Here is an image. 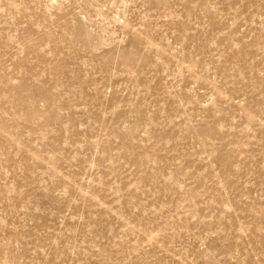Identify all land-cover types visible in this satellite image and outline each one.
Instances as JSON below:
<instances>
[{"label": "rangeland", "instance_id": "obj_1", "mask_svg": "<svg viewBox=\"0 0 264 264\" xmlns=\"http://www.w3.org/2000/svg\"><path fill=\"white\" fill-rule=\"evenodd\" d=\"M0 264H264V0H0Z\"/></svg>", "mask_w": 264, "mask_h": 264}]
</instances>
